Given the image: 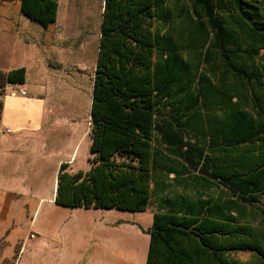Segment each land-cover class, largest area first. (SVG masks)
Wrapping results in <instances>:
<instances>
[{
    "label": "trees",
    "instance_id": "trees-1",
    "mask_svg": "<svg viewBox=\"0 0 264 264\" xmlns=\"http://www.w3.org/2000/svg\"><path fill=\"white\" fill-rule=\"evenodd\" d=\"M59 7L22 0L21 11L48 29ZM263 50L264 0H105L91 168L61 164L56 204L146 210L156 133L170 142L190 128L204 143L179 154L222 188L190 212L156 213L146 264H264V222L248 216L264 196ZM0 74L24 84L27 69ZM171 105L173 120L161 124Z\"/></svg>",
    "mask_w": 264,
    "mask_h": 264
},
{
    "label": "crops",
    "instance_id": "crops-1",
    "mask_svg": "<svg viewBox=\"0 0 264 264\" xmlns=\"http://www.w3.org/2000/svg\"><path fill=\"white\" fill-rule=\"evenodd\" d=\"M21 6L22 0H0V45L13 55L10 58L11 66L6 69L0 67V70L7 72L26 67V82L8 83V86L30 91L29 95L13 93L5 96L2 125L11 132L3 134L2 140L13 145L33 140L37 148L34 152L38 150L37 154L40 155L48 152L38 148L44 146L46 141L44 131L53 106L45 95L50 88L49 83L57 79L42 61L34 60L36 54L44 49V43L42 37L37 39L30 32H21L22 24L28 22ZM33 66H36V77L30 81L29 67ZM10 95L18 98L13 100ZM9 100H13V103L9 104ZM31 107H35L36 112L31 113ZM161 134L162 137L158 133L155 136L151 199L144 211L90 208L86 209L89 212L87 225H69L66 224L64 214H72L73 211L72 208L56 204L57 185L53 194L41 200L33 197L29 201L16 192L3 191L0 194V239L5 236L8 238L11 255L20 253L17 264H146L151 242L150 231L153 229L156 213H187L191 211L190 207L195 201L196 206H199L202 200L198 191L196 197L190 191L192 181L187 178L191 173L180 171L177 165L167 160L168 155L156 147L158 138L162 144L167 145L163 133ZM7 135H12L9 141H5L4 136ZM82 138L83 136L77 142L71 157L60 158L53 168L57 169L63 162L73 164L78 160L77 149ZM87 139L89 140L85 137L84 140ZM57 181L58 176L56 184ZM212 196L217 197L218 194ZM24 221H28L32 228L39 223L40 232L37 233L40 237L37 235L30 238L29 233L32 231L25 234L21 229ZM81 232L83 236H80ZM23 238H26V242L19 246V241ZM28 251L29 255L25 256ZM19 258H24V261Z\"/></svg>",
    "mask_w": 264,
    "mask_h": 264
},
{
    "label": "rangeland",
    "instance_id": "rangeland-1",
    "mask_svg": "<svg viewBox=\"0 0 264 264\" xmlns=\"http://www.w3.org/2000/svg\"><path fill=\"white\" fill-rule=\"evenodd\" d=\"M103 2L105 0H59L58 19L48 29L24 16L28 22L22 24L21 32L24 34L30 32L31 36L37 39L42 37L44 43V49L36 54L34 60L42 61L46 69L51 75L55 74L57 79L49 83L50 88L45 95L51 100L53 106L50 109L46 131H44L46 141L44 146L38 148L48 152L45 151L47 153L40 155L37 154L38 150L34 152L37 148L33 140L22 141L19 145L2 140L3 134L8 133L2 125L3 101L5 96L13 94L17 87H9L0 74V194L5 190H10L29 201L33 197L41 200L53 194L60 169V167L57 169L53 167L60 158L71 157L82 136L77 149L78 160L73 164L70 163L68 169L76 171L91 168L90 141L84 139L89 138L92 125L91 105L102 33ZM12 56L10 50L0 45V67L6 69L11 66ZM261 60L264 62V50ZM35 71L36 66L29 67L30 81L36 77ZM0 72L5 71L0 70ZM9 97L13 100L18 98L11 95ZM13 100H9V104L13 103ZM29 110L31 113L36 112L35 107ZM173 114V105L163 107L158 119L161 124H165L173 120ZM158 134L162 137L161 133ZM11 137L12 135L4 136L5 141H9ZM201 143H204L201 133H193L190 128L176 133V136L172 133L167 145L162 144L159 138L156 139V147L168 155V161L177 165L180 171L191 173L187 179L192 181L190 191L195 193V197L198 191L202 198H207L212 194H218L222 186L208 180L201 170L194 168L190 158L179 154L187 147L192 149L193 144L200 145ZM45 146L48 147L45 148ZM195 151L196 149L193 148L192 152ZM193 159L197 161L196 155H193ZM197 172L201 175V181L196 178ZM251 209L248 216L256 221L264 222V196L251 206ZM72 211V214L71 212L64 214L66 224L87 225L88 210L79 208L72 209ZM27 214L30 215L29 211ZM31 220L33 221L34 217ZM21 227L25 234L32 231L31 233L36 232L35 234L38 235L37 232H40L39 223L32 228L28 221H24ZM80 236H83V232ZM25 242L26 238L20 239L18 245H24ZM9 244L6 236L0 239V264H17L20 253L11 255L12 252L8 250ZM28 253L29 251L25 253V256L29 255ZM236 256L247 259L250 253L239 252ZM19 259L24 261V258Z\"/></svg>",
    "mask_w": 264,
    "mask_h": 264
},
{
    "label": "built area",
    "instance_id": "built-area-1",
    "mask_svg": "<svg viewBox=\"0 0 264 264\" xmlns=\"http://www.w3.org/2000/svg\"><path fill=\"white\" fill-rule=\"evenodd\" d=\"M17 90H14V94L19 93L21 95H29L30 91L28 89H22V88H16ZM8 133L11 132L9 128L6 129ZM37 235L35 233L30 234V238H35Z\"/></svg>",
    "mask_w": 264,
    "mask_h": 264
},
{
    "label": "bare ground",
    "instance_id": "bare-ground-1",
    "mask_svg": "<svg viewBox=\"0 0 264 264\" xmlns=\"http://www.w3.org/2000/svg\"><path fill=\"white\" fill-rule=\"evenodd\" d=\"M104 4H105V2H103V9H104ZM57 185V184H56ZM55 191H56V189H55Z\"/></svg>",
    "mask_w": 264,
    "mask_h": 264
}]
</instances>
